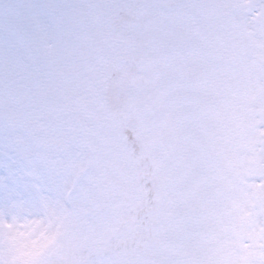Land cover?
I'll use <instances>...</instances> for the list:
<instances>
[{
	"label": "snow or ice",
	"instance_id": "6c2138e0",
	"mask_svg": "<svg viewBox=\"0 0 264 264\" xmlns=\"http://www.w3.org/2000/svg\"><path fill=\"white\" fill-rule=\"evenodd\" d=\"M0 264H264V0H0Z\"/></svg>",
	"mask_w": 264,
	"mask_h": 264
}]
</instances>
